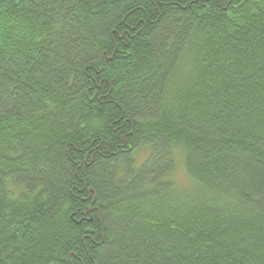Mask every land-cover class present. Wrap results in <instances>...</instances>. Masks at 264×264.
<instances>
[{"label":"trees","instance_id":"obj_1","mask_svg":"<svg viewBox=\"0 0 264 264\" xmlns=\"http://www.w3.org/2000/svg\"><path fill=\"white\" fill-rule=\"evenodd\" d=\"M0 264H264V0H0Z\"/></svg>","mask_w":264,"mask_h":264},{"label":"rangeland","instance_id":"obj_2","mask_svg":"<svg viewBox=\"0 0 264 264\" xmlns=\"http://www.w3.org/2000/svg\"><path fill=\"white\" fill-rule=\"evenodd\" d=\"M138 155H139V157H138V165L140 166L145 161V159L148 158L149 152L147 150H144V151H142V153H139ZM180 158L181 157H179L177 159L178 167L181 165V159ZM187 176L188 175L186 174L185 170L183 171V169L180 167L176 171L175 179L177 180L178 184H180L181 186H184V185L190 184V181H189Z\"/></svg>","mask_w":264,"mask_h":264},{"label":"bare ground","instance_id":"obj_3","mask_svg":"<svg viewBox=\"0 0 264 264\" xmlns=\"http://www.w3.org/2000/svg\"><path fill=\"white\" fill-rule=\"evenodd\" d=\"M5 21V20H4ZM21 21V20H20ZM2 22V21H1ZM21 23V22H20ZM29 28V27H28ZM38 36V35H37ZM100 212V211H99Z\"/></svg>","mask_w":264,"mask_h":264}]
</instances>
